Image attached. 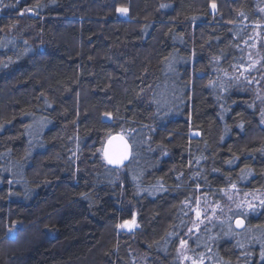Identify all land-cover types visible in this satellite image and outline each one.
Listing matches in <instances>:
<instances>
[{
  "label": "trees",
  "instance_id": "trees-1",
  "mask_svg": "<svg viewBox=\"0 0 264 264\" xmlns=\"http://www.w3.org/2000/svg\"><path fill=\"white\" fill-rule=\"evenodd\" d=\"M0 264H264V0H0Z\"/></svg>",
  "mask_w": 264,
  "mask_h": 264
},
{
  "label": "water",
  "instance_id": "water-1",
  "mask_svg": "<svg viewBox=\"0 0 264 264\" xmlns=\"http://www.w3.org/2000/svg\"><path fill=\"white\" fill-rule=\"evenodd\" d=\"M29 14L32 15L31 12ZM121 139L127 145L126 158L123 159V161L120 162V163H117V164H109L107 162L106 157H105V152L106 151H111L116 145H120ZM110 140L112 141V144H109V141ZM131 154H132L131 145H130L128 139L123 134H121V133L114 134V135L110 136L106 140V142L104 143V146H103V149H102V157H103V160H104L105 164L108 167L112 168V169H120V168L125 167L130 162V160H131ZM233 227H234V229L236 231L241 232V231H243L245 229L246 222H245V220L243 218L238 217V218H236L234 220Z\"/></svg>",
  "mask_w": 264,
  "mask_h": 264
},
{
  "label": "snow or ice",
  "instance_id": "snow-or-ice-1",
  "mask_svg": "<svg viewBox=\"0 0 264 264\" xmlns=\"http://www.w3.org/2000/svg\"><path fill=\"white\" fill-rule=\"evenodd\" d=\"M163 7V5H162ZM217 5L215 4V2L211 3V8L212 9H216ZM117 12L122 13V14H127L128 9L126 7H119L116 9ZM106 115H108L109 117L111 116L110 113H106ZM109 144H112V141H109ZM126 149H127V145L122 141L121 139V143L120 145H116L111 151H106L105 152V157L107 159V162L109 164H117L123 161V159L126 158ZM197 215H199V213H197ZM135 225V220H131V221H125L124 224L120 225V227L124 228L127 227L129 229H131L133 226ZM183 243V241H182Z\"/></svg>",
  "mask_w": 264,
  "mask_h": 264
},
{
  "label": "rangeland",
  "instance_id": "rangeland-1",
  "mask_svg": "<svg viewBox=\"0 0 264 264\" xmlns=\"http://www.w3.org/2000/svg\"><path fill=\"white\" fill-rule=\"evenodd\" d=\"M117 15L119 17H127L128 16V12L127 14H122V13H119L117 12ZM238 195V194H237ZM233 196L231 194L228 195L227 197V200H229L228 202H230V199L232 200V202L236 205V206H240V205H246V206H249L251 205L254 201H256V197L254 196H245L244 199H241V196ZM259 197V196H258ZM201 203L200 202H197L196 205L194 206V214H195V218H196V221L199 222V219L201 218ZM197 213H199V215H197ZM212 215V214H211ZM133 220V219H132ZM122 228V227H120ZM122 229H126L128 232H131L133 229H134V226L131 228V230L127 227H124ZM182 254H184V252H182ZM185 259H186V256L183 257V261L185 262Z\"/></svg>",
  "mask_w": 264,
  "mask_h": 264
}]
</instances>
